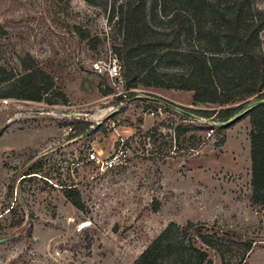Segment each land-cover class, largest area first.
<instances>
[{"label": "rangeland", "instance_id": "obj_1", "mask_svg": "<svg viewBox=\"0 0 264 264\" xmlns=\"http://www.w3.org/2000/svg\"><path fill=\"white\" fill-rule=\"evenodd\" d=\"M123 2L0 0V66L17 70L18 58L28 53L67 98L65 105L0 99V240L9 238L0 243V264H134L170 223L187 222L240 237L223 240L227 264H264V204L252 202L244 136L252 132L249 113L208 137L206 127L174 112H204L215 121L213 112L239 108L233 119L259 98L199 104L191 91L143 86L142 75L129 80L125 97L117 95L91 64L115 57L128 77L132 61L118 9ZM254 2L264 10V0ZM186 29L182 51L201 50L203 43ZM153 66L176 77L189 73L180 55L159 57ZM157 99L174 110L149 117ZM90 128L93 133L80 138ZM230 128L238 135L229 147ZM235 138L232 161L239 175L227 169ZM125 150L130 158L120 167L98 173L97 164ZM244 243L251 250L240 263ZM207 253L221 264L214 251Z\"/></svg>", "mask_w": 264, "mask_h": 264}, {"label": "trees", "instance_id": "obj_2", "mask_svg": "<svg viewBox=\"0 0 264 264\" xmlns=\"http://www.w3.org/2000/svg\"><path fill=\"white\" fill-rule=\"evenodd\" d=\"M84 1L93 5L95 0ZM254 1L124 0L118 9L120 22L124 25L123 47L132 61L128 77L124 76L126 89H130L128 82L133 76L142 75L143 86L191 91L193 102L199 104L223 106L254 96L264 98V44L261 40L264 10L259 9ZM111 9L113 15L115 2ZM158 18L165 19L167 27L161 28L151 22ZM186 27L190 35L197 36L198 43H203L201 50L182 51L181 33ZM175 55L188 62L187 75L177 78L174 74L160 73L153 66L159 57ZM18 60L17 70L0 66V99L66 104V96L30 54ZM155 101L172 108L165 101ZM238 109L230 112L218 110L212 114L216 120L227 122ZM178 110L177 115L188 119L180 112L185 110ZM190 113L210 117L202 116L204 112ZM248 113L252 126L248 135L252 202L264 204V105ZM226 127L220 126L216 132L219 134ZM65 197L70 199L67 195ZM72 204L78 207L73 201ZM235 239L240 237L202 223L187 222L184 226L170 223L134 264H213L207 250L214 251L221 264H227L229 252L223 240L226 243ZM243 245L246 248L240 254V263L251 250L250 244Z\"/></svg>", "mask_w": 264, "mask_h": 264}, {"label": "built area", "instance_id": "obj_3", "mask_svg": "<svg viewBox=\"0 0 264 264\" xmlns=\"http://www.w3.org/2000/svg\"><path fill=\"white\" fill-rule=\"evenodd\" d=\"M91 68L94 74H96L99 77L105 78V80H107V82H109V84H111L112 87L115 88V90L117 91V95H121L125 97V95L128 93V90L125 87L124 75L115 57L114 58L100 57L91 64ZM153 103H156L158 106L155 111L149 112L148 115L151 118L153 117H156L157 119L163 118L167 113V111L174 110L173 108H168L165 104H161L156 101ZM177 111L178 110H174L175 113H177ZM209 119L211 118L194 116V118L192 119L184 118V121L192 122L194 125H198L199 127H206L205 132L207 136L210 137L214 132V128L224 126L227 122L231 120L230 119L227 122H221L218 120L214 121ZM129 158L130 156L128 155V150L113 153L108 157H106L104 160H102L99 164H97L98 173L104 174L109 171L115 170L116 168L120 167L123 164V162H125Z\"/></svg>", "mask_w": 264, "mask_h": 264}, {"label": "crops", "instance_id": "obj_4", "mask_svg": "<svg viewBox=\"0 0 264 264\" xmlns=\"http://www.w3.org/2000/svg\"><path fill=\"white\" fill-rule=\"evenodd\" d=\"M230 126H232V124H229V125H227V127H226V129H228ZM233 128V127H232ZM233 131L234 130H232L231 128L227 131V141H226V143L228 144L229 143V147H230V142L232 141V137L234 138V137H237V133H234L233 134ZM245 134L246 135H244L245 136V143H246V152H247V154H249V152H250V140H249V137H248V134H247V131H245ZM237 139L235 138V144H233L234 146H236L235 147V149H233V151H230L229 152V154H230V158L228 157V159L230 160V163H231V166L229 167V168H227L229 171H232V172H235L236 174H241V170H240V165L239 164H235L234 163V161H232V158L235 156V155H238V152H236V150H237V145H239L237 142ZM237 143V144H236ZM233 146V147H234ZM249 170H250V159H249ZM249 172V179H250V171H248ZM238 183H240V179L239 178H237V180H236V182H235V184H238Z\"/></svg>", "mask_w": 264, "mask_h": 264}, {"label": "water", "instance_id": "obj_5", "mask_svg": "<svg viewBox=\"0 0 264 264\" xmlns=\"http://www.w3.org/2000/svg\"><path fill=\"white\" fill-rule=\"evenodd\" d=\"M264 105V99H259V100H256V101H253L251 102L250 104L246 105L241 111L238 112L237 114V117L231 119L229 122H227L225 125H229V124H232L237 118L243 116V115H246L250 110L256 108V107H259V106H263ZM179 111V110H178ZM183 115L187 116L188 118H194V116L192 114H190L189 112H186V111H180ZM66 116L68 117H76V116H79L80 114H76V113H67L65 114ZM224 125V126H225ZM93 129L90 128L87 132H85L83 134V136H81L80 138L82 137H88L89 135H91L93 133ZM9 240V238H6V239H2L0 240V243L2 242H5Z\"/></svg>", "mask_w": 264, "mask_h": 264}]
</instances>
